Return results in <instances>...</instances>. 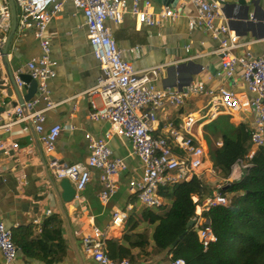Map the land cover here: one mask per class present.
Returning a JSON list of instances; mask_svg holds the SVG:
<instances>
[{"label": "built area", "instance_id": "1", "mask_svg": "<svg viewBox=\"0 0 264 264\" xmlns=\"http://www.w3.org/2000/svg\"><path fill=\"white\" fill-rule=\"evenodd\" d=\"M63 1H71L84 15L88 39L93 53L100 65V76L96 86L88 93L90 97H100L104 108L99 109L92 102L89 114L93 121H106L110 124L105 138L99 139L87 135L90 157L86 163L72 165L52 164L54 176L58 181L69 180L76 190L74 200H82V193L91 181V169L101 173L104 191L100 195L103 203H108L118 190V178L126 170L122 159L114 157L109 140L114 136L123 137L132 142L134 154L142 166L141 177L130 182L131 191L142 209H159L171 204V200L162 195V190L175 185L190 183L198 179L206 183L209 177L217 175L211 160V150L195 136V127L201 117L187 114L179 122L168 120L165 125L159 114L166 108L180 109L186 105L187 99L193 96L210 97L208 120L219 117L222 113L231 118L240 119L242 114L252 118L248 126L250 149L244 159L236 164L247 170L250 162L264 147V55L255 56L250 50L243 55L234 53L242 46L237 38L230 36L228 20L223 15L225 0H187L194 10L189 16L190 28L209 32L221 41L216 53L223 56L219 76L231 80L238 74L243 78L248 94L235 92L225 86L214 90L204 82H192L184 91L174 88L161 89L157 81L168 67L160 65L145 71H136L126 55L141 50V47L124 50L116 42L109 22L122 25L125 16L130 14L139 24L149 27L159 26L163 21L175 20L181 15V9L171 5H162L155 11L154 0H15L19 11L18 33L26 35L34 29L42 55L32 59L26 65L28 75L37 82V96L25 103V107L14 106L10 111L12 124L31 122L39 135L44 151L53 155L63 128L53 126L45 129L46 111L53 107L48 83L54 79L56 62L51 59V41L49 25L63 11ZM174 1V0H170ZM12 8L10 0H0V29L8 33L12 24ZM254 18V16H251ZM6 38L0 39L1 49ZM20 87L25 86L19 76L16 77ZM45 101L46 108L38 110L37 106ZM6 106L5 97L0 94V107ZM6 125L9 127L10 125ZM222 140L216 146L221 147ZM4 145L0 143V149ZM18 149V145H13ZM219 189L213 190L205 198L195 196L196 205L194 230L205 251L216 242L217 238L211 228V222L205 213L216 206H229L231 198L223 195ZM115 209L112 214L110 229L123 230L129 219V211ZM52 211L48 210L49 216ZM109 229V230H110ZM109 231L101 230L95 225L82 237V249L86 258L96 264H131L128 259H112L107 247ZM21 250L13 240V230L4 222H0V254L3 264H14ZM169 264H186L184 259H172Z\"/></svg>", "mask_w": 264, "mask_h": 264}, {"label": "crops", "instance_id": "2", "mask_svg": "<svg viewBox=\"0 0 264 264\" xmlns=\"http://www.w3.org/2000/svg\"><path fill=\"white\" fill-rule=\"evenodd\" d=\"M240 1L225 0L222 10L228 24L231 25L230 36L237 38V41L242 44L234 53L243 55L250 50L255 56H262L264 55V0H246L250 6L248 21L240 18L243 13L237 6ZM154 2L156 12L165 5L155 0ZM171 6L180 8L181 15L175 20L163 21L159 26L141 25L130 14L125 16L122 25L108 23L121 49L141 47L138 52L126 55L134 69L141 72L167 64L168 67L157 81V86L161 89L174 88L184 91L185 87L191 83L192 77V82L204 81L214 90L225 86L235 92L248 94L240 74L231 80L219 76L223 56L216 51L220 47L222 37L228 38V36L222 35L221 38L216 39L209 32L191 29L189 16L193 14L194 8L187 0L172 2ZM12 24L8 33L0 29V39L8 38ZM16 37L9 53V62L17 77L21 74L28 75L27 63L40 57L42 50L35 37L34 29L22 35L18 33L17 27ZM49 37L51 59L56 62L57 75L48 83L53 107L46 111L45 129L49 131L53 126L60 125L63 132L58 139L55 153L47 154L31 122L12 124L13 117L10 111L14 103L18 101L17 96L14 94L9 97L5 90L0 89V94H3L6 102V106L0 107V143L4 145V148L0 149V222H4L13 231L33 229V237L36 238L41 236L45 227H54L55 221L53 224L50 221L53 217H58L63 221L62 232L67 245V255L58 264H80L72 237L80 250L84 264H96L86 258L82 249V237L89 233L94 225L101 230L109 231L107 240L115 239L125 246L129 245L123 240L125 235H130L129 242H135V234L144 233L147 229L152 235L154 228H148L150 225L147 227L148 223L144 221L140 222L135 231H130L131 223L141 220L143 212L130 187L132 180L141 177L142 166L134 154L132 142L114 135L109 140V146L114 157L122 159L126 164V170L118 178L116 194L108 203H103L100 199L104 191L101 173L97 169H91V181L82 193V200L64 203L66 213L64 215L60 203V197L64 191L61 188V181L54 176L52 164L86 163L90 157L87 135L103 139L110 129V124L106 121H93L89 116L92 102L99 109L104 108L103 99L90 97L88 94L96 86L101 71L99 61L88 39L85 17L71 1H63V11L49 25ZM0 67L2 79L9 86L3 63ZM20 90L23 96L29 92L25 86L20 87ZM210 101V97L202 95L189 97L184 107L166 108L159 117L164 125L168 120L179 122L187 114L201 117L195 127V136L211 150L207 140L209 132L205 131V127L222 115H228L222 113L216 119L208 120L206 116ZM45 108L46 103L41 100L37 109ZM231 122L235 125L247 123L249 126L252 118L249 114H242L239 120L231 118ZM9 124L12 125L6 127ZM13 145H18L19 148L13 149ZM235 176H237L236 179L227 180L238 182L244 176V172L239 175L236 173ZM53 184L56 185L57 192ZM206 184L216 189L225 186L223 180H219L217 175L209 177ZM43 196V200L38 201L39 213L35 214L32 204L37 203L36 197ZM130 205L134 206V209L128 212L130 224L123 230L110 229L114 210H126ZM48 210L52 211L49 216L46 215ZM150 251L149 247L148 252ZM133 253L140 254V249H133ZM0 264H3L1 254ZM14 264L46 263L28 258L21 251ZM138 264L165 263L159 258L151 262L144 255H140Z\"/></svg>", "mask_w": 264, "mask_h": 264}, {"label": "trees", "instance_id": "3", "mask_svg": "<svg viewBox=\"0 0 264 264\" xmlns=\"http://www.w3.org/2000/svg\"><path fill=\"white\" fill-rule=\"evenodd\" d=\"M247 130V123L235 125L224 115L205 127L207 133L212 132L223 142L221 147L211 146L210 153L217 174L223 178H228L233 166L248 154L250 134ZM207 140L210 143L209 137ZM250 164L240 181L229 183L220 190L223 195H232L231 204L213 207L204 214L217 238L207 251L194 228L188 230L187 226L195 216L193 198L203 199L215 188L194 179L162 190V195L171 200L163 214L157 213L158 209H143L141 220L131 223L130 231H135L141 221L154 226L151 239L145 233H137L136 241L129 242L130 235H125L123 240L129 243L128 246L115 239L107 240L110 257L138 264L140 255L150 254V247L161 262L172 258L184 259L186 264H264V147ZM50 222L54 227H45L39 237H33V229L14 230L13 240L28 258L58 264L67 255L63 221L53 217ZM185 233L186 237L174 247V242ZM136 248L140 249V254L133 253Z\"/></svg>", "mask_w": 264, "mask_h": 264}, {"label": "water", "instance_id": "4", "mask_svg": "<svg viewBox=\"0 0 264 264\" xmlns=\"http://www.w3.org/2000/svg\"><path fill=\"white\" fill-rule=\"evenodd\" d=\"M155 1L158 2L159 4H165V5L169 6V5H171L172 2H177L178 0H174V1L155 0ZM10 3H11V8H12V15H13L12 16L13 17L12 30H11L8 38L6 39V43H5L4 47L1 49L2 63L5 67L6 74H7V77L9 79L10 85L7 86L5 80L2 79V72L0 69V89L5 90L9 97H12L15 94L17 96L18 101L16 103H14V106L19 105V106L24 108L26 102L35 98V96L37 94V90H38V85H37V82L33 81L29 75H24V74L19 75L20 80L22 82H24L25 87H27L29 89L28 94L23 96V94L20 90V86L18 84V81L16 79L15 73L12 70L11 64L9 62V53L12 49V43L17 38L16 37V31H17V27H18V15H19V11H18V8L16 6L15 0H10ZM237 6H238V9L243 11V13L241 15L242 17H240V18L248 21L250 18V6L247 4V1L241 0ZM229 27L231 28L230 24H229ZM221 37L222 36H220V38ZM226 38H227L226 36L222 37V41L226 40ZM192 80H193V78L191 77V80H190L191 83H192ZM53 188L57 192V187L55 184H53ZM61 188L63 189L64 192H63V195L60 197V203H61L62 211H63L64 215H66L65 209H64V203H71L74 201L75 196H76V190H75L74 186L72 185V183L67 179L61 181ZM43 198H44V196L43 197H36L37 203L32 204V207L34 209L33 212L35 214L39 213V207L40 206L38 204V201L43 200ZM67 223L70 227V223H69L68 218H67ZM193 227H194V221H190L188 226H187V229L189 230ZM186 234L187 233L181 235L174 242L173 246L176 247L180 243V241L186 237ZM72 242H73L74 249H75V252H76L77 257L79 259L80 264H84L80 250L77 247L73 237H72Z\"/></svg>", "mask_w": 264, "mask_h": 264}, {"label": "rangeland", "instance_id": "5", "mask_svg": "<svg viewBox=\"0 0 264 264\" xmlns=\"http://www.w3.org/2000/svg\"><path fill=\"white\" fill-rule=\"evenodd\" d=\"M208 137L210 138V145L214 148L215 146H216V144L221 140V139H218V137H216V136H214L213 134H212V132H209L208 133ZM246 165H249V161H244V163H243V165H241V164H235L234 166H233V169H232V173H231V175L228 177V178H223V175H218L217 174V178L219 179V180H223V183H224V185L226 186L227 184L226 183H234L235 182V180H234V182H229V180H227V179H236V177L237 176H235V174L237 173V175H239L241 172H245L246 170H245V168H244V166L246 167ZM229 198H231L232 197V195H227ZM166 209L167 208H165V207H163V208H159L158 210H156L157 211V213H159V214H163L165 211H166ZM149 225H147V227H148ZM148 228H154V227H148ZM144 233L148 236V238L149 239H151V233H150V231L147 229V230H145L144 231ZM151 245H152V242H151ZM150 254H148V255H144L145 256V258H148V260H150L151 262L152 261H155L157 258L155 257V255L150 251L149 252ZM167 262H169V258H166L165 260H163V263H167Z\"/></svg>", "mask_w": 264, "mask_h": 264}]
</instances>
